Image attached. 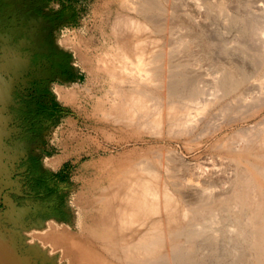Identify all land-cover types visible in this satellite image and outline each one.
I'll return each mask as SVG.
<instances>
[{
    "label": "bare ground",
    "instance_id": "bare-ground-1",
    "mask_svg": "<svg viewBox=\"0 0 264 264\" xmlns=\"http://www.w3.org/2000/svg\"><path fill=\"white\" fill-rule=\"evenodd\" d=\"M124 2L128 12L112 25L116 42L92 67L111 83L92 115L94 141L112 153L91 158L96 190L77 194L73 220L25 229L29 249L68 264H264V118L250 123L264 109V81L263 97L244 106L239 60L227 57L225 72L203 82L206 72L199 78L193 70L191 27L173 30L168 16L159 22L151 13L171 0ZM77 92L59 88L76 104Z\"/></svg>",
    "mask_w": 264,
    "mask_h": 264
},
{
    "label": "rangeland",
    "instance_id": "rangeland-1",
    "mask_svg": "<svg viewBox=\"0 0 264 264\" xmlns=\"http://www.w3.org/2000/svg\"><path fill=\"white\" fill-rule=\"evenodd\" d=\"M124 1L17 0L15 11L0 13V264H68L29 249L25 229L53 217L73 220L71 210L80 193L96 190L90 185L91 158L112 151L100 149L94 141L99 124L92 112L97 94H105L111 83L92 67L98 54L116 42L112 25L118 12H128ZM205 2L207 9L201 10L193 0H171L158 3L151 13L159 22L168 16L173 30L183 23L191 27L197 36L190 47L198 62L193 70L199 78L206 72L203 82H212L231 59H238L244 73L238 95L244 106L254 105L263 97L264 63L258 56H263L264 0ZM70 86L78 91L77 104L59 94L60 87ZM262 118L264 109L250 123ZM15 255L17 261L11 257Z\"/></svg>",
    "mask_w": 264,
    "mask_h": 264
},
{
    "label": "flooded vegetation",
    "instance_id": "flooded-vegetation-1",
    "mask_svg": "<svg viewBox=\"0 0 264 264\" xmlns=\"http://www.w3.org/2000/svg\"><path fill=\"white\" fill-rule=\"evenodd\" d=\"M15 2H17V0H0V13L15 11V8L19 5L17 4L16 6Z\"/></svg>",
    "mask_w": 264,
    "mask_h": 264
}]
</instances>
